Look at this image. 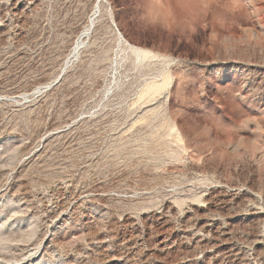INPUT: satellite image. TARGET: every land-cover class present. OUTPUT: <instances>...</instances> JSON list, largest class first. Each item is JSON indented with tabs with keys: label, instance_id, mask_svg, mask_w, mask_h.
<instances>
[{
	"label": "rangeland",
	"instance_id": "374dc122",
	"mask_svg": "<svg viewBox=\"0 0 264 264\" xmlns=\"http://www.w3.org/2000/svg\"><path fill=\"white\" fill-rule=\"evenodd\" d=\"M0 264H264V0H0Z\"/></svg>",
	"mask_w": 264,
	"mask_h": 264
},
{
	"label": "bare ground",
	"instance_id": "6f19581e",
	"mask_svg": "<svg viewBox=\"0 0 264 264\" xmlns=\"http://www.w3.org/2000/svg\"><path fill=\"white\" fill-rule=\"evenodd\" d=\"M88 27V26H87ZM87 30H88V28H85V31L83 32V34L82 35H85L86 34V32H87ZM256 32V31H255ZM254 33V32H253ZM80 36L79 37V39H78V42H76L75 44V46H74V48H73V52H72V54L76 51L77 52V48H79L78 47V45H80V42H82V41H79L80 40V38L81 37H83V36ZM88 35V34H87ZM255 38H256V40H260V39H262V37H261V35L258 33H255ZM130 46V45H129ZM131 48H133L134 50H135V52L138 54V52H140V49H139V47H136V46H134V45H131ZM71 54V55H72ZM36 90V89H35ZM258 239V238H257Z\"/></svg>",
	"mask_w": 264,
	"mask_h": 264
}]
</instances>
